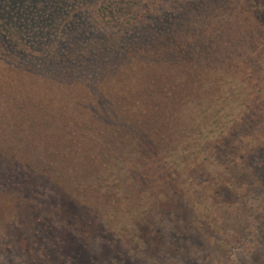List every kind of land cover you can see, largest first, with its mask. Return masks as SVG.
<instances>
[{
    "label": "trees",
    "instance_id": "obj_1",
    "mask_svg": "<svg viewBox=\"0 0 264 264\" xmlns=\"http://www.w3.org/2000/svg\"><path fill=\"white\" fill-rule=\"evenodd\" d=\"M64 3L0 0V210L6 208L16 220L21 210L30 214L38 237L64 228L84 233L67 224L76 220L65 217L62 189L68 183L77 201L90 198L83 206L94 218L131 211L115 170L135 160L144 166L138 134L143 123L149 131L142 138L150 142L166 138L168 121L187 131L185 121L202 119L191 107L226 97L231 102L241 84L247 99L243 106L258 113L243 116L241 128L232 127L227 137L250 136V129L264 120V99L259 98L264 79L255 75L256 66L264 64V0ZM59 9L70 25L50 20ZM71 9L82 11L84 18ZM138 109H144L141 115L133 113ZM228 141L214 146L221 163L231 161ZM247 142L248 167L263 168L264 136ZM189 182L210 188L203 175ZM144 188L140 198L153 199ZM199 197L193 212H210L204 218L211 219L213 206ZM206 222L195 220L194 226L207 229ZM195 227L172 228L168 238L183 251L192 243L189 238L200 235ZM2 240L5 250L7 239Z\"/></svg>",
    "mask_w": 264,
    "mask_h": 264
},
{
    "label": "rangeland",
    "instance_id": "obj_2",
    "mask_svg": "<svg viewBox=\"0 0 264 264\" xmlns=\"http://www.w3.org/2000/svg\"><path fill=\"white\" fill-rule=\"evenodd\" d=\"M71 10L84 18L82 11ZM58 11L59 16L50 20L60 26L70 25L66 15L60 17L63 10ZM255 75L264 79V64L256 66ZM241 86L238 93L232 94L231 102L227 103L226 97L225 101L215 99L203 108L191 107L198 109L202 119L185 121L187 131L180 129L176 121H168L166 138L157 136L150 142L142 138L143 132L149 131L148 124L140 125L144 166H136L135 160L128 161V167L122 165L115 170L120 171L116 182L124 187L131 211H110L107 216L100 213L94 218L83 206L90 204L89 196H86L88 201H77L69 183L62 189L65 217H75V221L67 224L84 230L82 234L64 228L38 237L34 233L36 220L30 214L21 210L22 216L16 220L6 208L0 210V243L5 238L8 245L3 250L0 244V264H264V166L248 167L251 149L246 147L247 141L264 136V127L259 129L264 120L250 129V136L227 137L232 127L241 128L243 116H248L250 111L258 113L243 106L247 99ZM255 96L258 97L256 90ZM213 97L218 96L213 94ZM259 98L264 99V92ZM141 110L133 113L141 115L144 109ZM131 125L133 130L139 126ZM168 127L172 128L168 130ZM224 138L231 142V145L227 143L229 151H226L230 153L229 163H221L215 156L218 152L214 146ZM233 155L238 157L235 159ZM143 175L145 181L141 183ZM201 175L210 183L206 191L201 184L189 182ZM129 178L132 185L137 182L138 185L131 187ZM184 180H188L185 185ZM220 184L227 187L218 191ZM232 184L236 185L234 189L229 187ZM144 187L150 190L149 197L154 196L153 199L140 198L138 191ZM199 195L203 201H209L206 202L209 208L213 206L211 219L204 218L210 212H193L199 207L196 203ZM81 215H86V219L82 220ZM204 219L209 222H206L208 230L194 226L195 220L201 224ZM191 224L200 235L193 230L195 238H189L191 245L183 246L184 250L180 251L168 235L172 228L181 231L180 227ZM164 230H169L167 235H163Z\"/></svg>",
    "mask_w": 264,
    "mask_h": 264
}]
</instances>
